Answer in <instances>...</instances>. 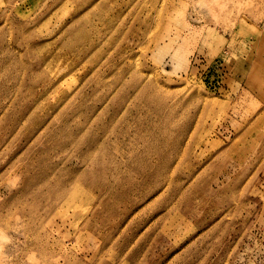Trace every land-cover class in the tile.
Wrapping results in <instances>:
<instances>
[{"label":"rangeland","instance_id":"374dc122","mask_svg":"<svg viewBox=\"0 0 264 264\" xmlns=\"http://www.w3.org/2000/svg\"><path fill=\"white\" fill-rule=\"evenodd\" d=\"M0 264H264V0H0Z\"/></svg>","mask_w":264,"mask_h":264}]
</instances>
